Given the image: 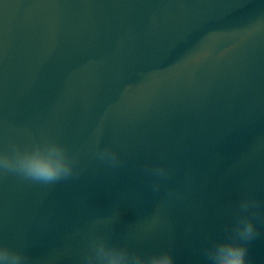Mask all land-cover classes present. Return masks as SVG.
Wrapping results in <instances>:
<instances>
[{
	"label": "water",
	"instance_id": "water-1",
	"mask_svg": "<svg viewBox=\"0 0 264 264\" xmlns=\"http://www.w3.org/2000/svg\"><path fill=\"white\" fill-rule=\"evenodd\" d=\"M0 264H264V0H0Z\"/></svg>",
	"mask_w": 264,
	"mask_h": 264
}]
</instances>
